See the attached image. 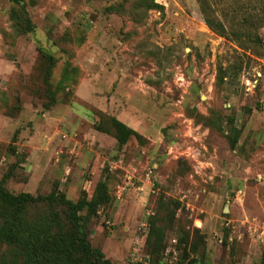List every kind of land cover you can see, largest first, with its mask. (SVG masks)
I'll list each match as a JSON object with an SVG mask.
<instances>
[{
  "label": "rangeland",
  "instance_id": "374dc122",
  "mask_svg": "<svg viewBox=\"0 0 264 264\" xmlns=\"http://www.w3.org/2000/svg\"><path fill=\"white\" fill-rule=\"evenodd\" d=\"M152 2L0 0V182L73 203L103 182L88 240L111 264H258L264 0Z\"/></svg>",
  "mask_w": 264,
  "mask_h": 264
},
{
  "label": "trees",
  "instance_id": "16d2710c",
  "mask_svg": "<svg viewBox=\"0 0 264 264\" xmlns=\"http://www.w3.org/2000/svg\"><path fill=\"white\" fill-rule=\"evenodd\" d=\"M149 1L141 0V3L148 10L156 7L152 0ZM106 10L119 9L111 6ZM201 13L205 25L211 31L227 37L223 25L210 17L205 6H202ZM260 24L264 26V15L260 18ZM110 125L114 139L120 146L136 134L115 118L110 119ZM108 202L109 194L103 182L97 183L89 199L83 195L75 203L67 200L56 189L46 196L28 193L12 195L0 182V244L12 247L21 260L20 263H14L15 259H12V264H111L88 240L91 218L101 205ZM39 205L47 211L42 218L44 221L25 222L23 216L27 209ZM82 211H85L84 215L80 214ZM258 264H264V254Z\"/></svg>",
  "mask_w": 264,
  "mask_h": 264
},
{
  "label": "water",
  "instance_id": "95a60500",
  "mask_svg": "<svg viewBox=\"0 0 264 264\" xmlns=\"http://www.w3.org/2000/svg\"><path fill=\"white\" fill-rule=\"evenodd\" d=\"M223 212L225 213L226 212V209H224Z\"/></svg>",
  "mask_w": 264,
  "mask_h": 264
}]
</instances>
